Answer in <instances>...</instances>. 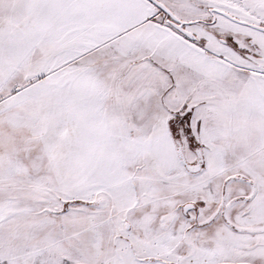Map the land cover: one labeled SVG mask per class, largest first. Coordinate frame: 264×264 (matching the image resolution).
I'll list each match as a JSON object with an SVG mask.
<instances>
[{"label": "snow or ice", "instance_id": "6c2138e0", "mask_svg": "<svg viewBox=\"0 0 264 264\" xmlns=\"http://www.w3.org/2000/svg\"><path fill=\"white\" fill-rule=\"evenodd\" d=\"M0 264H264V0H0Z\"/></svg>", "mask_w": 264, "mask_h": 264}]
</instances>
